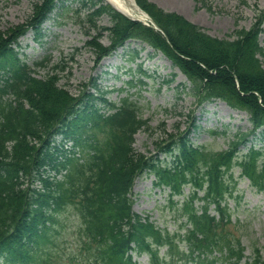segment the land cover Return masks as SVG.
I'll return each mask as SVG.
<instances>
[{"label": "trees", "instance_id": "trees-1", "mask_svg": "<svg viewBox=\"0 0 264 264\" xmlns=\"http://www.w3.org/2000/svg\"><path fill=\"white\" fill-rule=\"evenodd\" d=\"M85 1L94 7L90 21L108 13L114 22L103 27L112 32L110 45L98 41L100 33L88 41L96 62L127 39H140L187 75L200 103L222 99L246 111L252 127L215 150L193 143L190 132L198 124L192 121L161 134L154 153L139 152L135 135L151 125L136 101L126 96L117 104L100 96L104 103H98L97 92L86 89L73 94L59 85L58 73L39 78L21 57L20 35L39 31L56 5L36 2L26 23L0 31V255L22 264L50 263L49 232L74 214L89 264H140L133 251L148 254L149 264H264V246L252 245L247 255L242 236L233 232L228 202L237 188L235 166L264 190V144L247 145L264 127L262 20L220 38L176 11L137 0L164 34L104 0ZM143 173L154 174L156 186L169 187L164 208L172 210L175 227L132 209L134 180Z\"/></svg>", "mask_w": 264, "mask_h": 264}, {"label": "rangeland", "instance_id": "rangeland-1", "mask_svg": "<svg viewBox=\"0 0 264 264\" xmlns=\"http://www.w3.org/2000/svg\"><path fill=\"white\" fill-rule=\"evenodd\" d=\"M37 1L41 0H0V30L25 22ZM149 1L166 10L181 12L217 37L232 38L236 29L250 28L261 19L260 42L264 46V0ZM89 12V6L82 0H60L38 33L30 29L20 37L21 55L36 67L38 77L58 73L59 85L74 94L85 89L95 91L97 85L99 93H105L117 103L129 95L138 104L141 115L150 119L151 128H142L136 134L135 148L139 152L150 154L155 151V140L161 134L184 130L192 121L198 127L191 130V140L215 150L227 148L238 131L250 129L251 121L244 110L232 108L222 99L200 103L186 75L161 51L140 39L126 40L123 47L96 63V50L86 44L87 40L100 33L98 41L110 45L112 32L103 27H110L114 22L108 13L95 22L90 21ZM46 57V65H35ZM261 59L264 66V55ZM131 80L134 86L129 83ZM161 123H165V128L160 127ZM251 143L257 147L264 143V129ZM232 171L238 181L234 195L228 198L234 222L231 228L242 236L249 255L252 245L264 246V190H258L248 178L238 176V166ZM153 179V175L147 174L137 177L132 192L133 208L144 215L150 214L156 223L173 228L172 210L163 207L167 189L155 188ZM78 224L74 214L64 215L57 223L54 247H49L52 255L49 264L90 263L91 259L83 255L77 240ZM135 258L148 264L146 253L136 254ZM0 264H5L4 260L0 259Z\"/></svg>", "mask_w": 264, "mask_h": 264}, {"label": "bare ground", "instance_id": "bare-ground-1", "mask_svg": "<svg viewBox=\"0 0 264 264\" xmlns=\"http://www.w3.org/2000/svg\"><path fill=\"white\" fill-rule=\"evenodd\" d=\"M115 7L132 17H145L134 0H108Z\"/></svg>", "mask_w": 264, "mask_h": 264}, {"label": "water", "instance_id": "water-1", "mask_svg": "<svg viewBox=\"0 0 264 264\" xmlns=\"http://www.w3.org/2000/svg\"><path fill=\"white\" fill-rule=\"evenodd\" d=\"M151 22L153 21L151 18H150ZM157 26V25H156Z\"/></svg>", "mask_w": 264, "mask_h": 264}]
</instances>
